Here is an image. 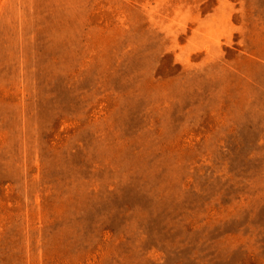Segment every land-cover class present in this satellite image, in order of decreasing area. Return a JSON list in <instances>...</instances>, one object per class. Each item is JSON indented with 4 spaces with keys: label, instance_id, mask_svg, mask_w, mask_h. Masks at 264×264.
<instances>
[{
    "label": "rangeland",
    "instance_id": "1",
    "mask_svg": "<svg viewBox=\"0 0 264 264\" xmlns=\"http://www.w3.org/2000/svg\"><path fill=\"white\" fill-rule=\"evenodd\" d=\"M0 264H264V0H0Z\"/></svg>",
    "mask_w": 264,
    "mask_h": 264
}]
</instances>
